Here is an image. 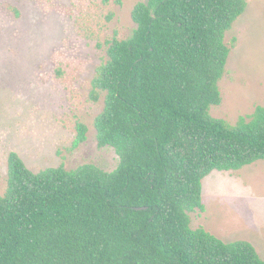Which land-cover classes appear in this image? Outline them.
I'll return each instance as SVG.
<instances>
[{
  "label": "trees",
  "instance_id": "16d2710c",
  "mask_svg": "<svg viewBox=\"0 0 264 264\" xmlns=\"http://www.w3.org/2000/svg\"><path fill=\"white\" fill-rule=\"evenodd\" d=\"M108 1V0H104ZM247 0L136 3L132 35L105 41L90 97L105 95L100 146L113 171L85 163L32 170L8 153L0 193V264H264L253 243L225 241L190 212L205 210L203 179L264 159V106L235 123L211 114ZM72 147L87 140L76 123Z\"/></svg>",
  "mask_w": 264,
  "mask_h": 264
},
{
  "label": "rangeland",
  "instance_id": "374dc122",
  "mask_svg": "<svg viewBox=\"0 0 264 264\" xmlns=\"http://www.w3.org/2000/svg\"><path fill=\"white\" fill-rule=\"evenodd\" d=\"M139 1L146 0H0V193L11 150L34 171L61 164L118 167L116 149L97 138L105 95L93 101L90 92L107 59L105 41L132 35ZM225 39L231 52L219 82L223 100L211 114L235 123L264 106V0H247ZM77 121L87 124V140L73 148ZM202 195L205 210L190 212L191 226L225 241H250L264 258V159L213 170Z\"/></svg>",
  "mask_w": 264,
  "mask_h": 264
}]
</instances>
